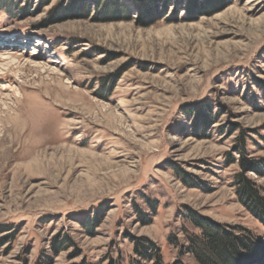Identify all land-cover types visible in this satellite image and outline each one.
<instances>
[{"label":"rangeland","instance_id":"1","mask_svg":"<svg viewBox=\"0 0 264 264\" xmlns=\"http://www.w3.org/2000/svg\"><path fill=\"white\" fill-rule=\"evenodd\" d=\"M193 213L264 264V0H0V264H199Z\"/></svg>","mask_w":264,"mask_h":264},{"label":"trees","instance_id":"2","mask_svg":"<svg viewBox=\"0 0 264 264\" xmlns=\"http://www.w3.org/2000/svg\"><path fill=\"white\" fill-rule=\"evenodd\" d=\"M244 168H247L246 164H244ZM238 180L240 183V193L245 197L246 201L257 202L260 200L259 197H257V192L250 184L249 180L241 175L238 176ZM192 216L193 223L202 231L201 236H194L191 241L192 251L199 261V264H219L217 263L219 257H223L224 261L228 264H237V261H235V256L238 257V255H240L246 248L243 241L236 234H233L232 231H230L225 225L208 221L207 219L197 216L196 214ZM146 241V244H137L136 250L146 259L155 257L153 264H163L159 249L155 247L151 241ZM78 264L86 263L81 262ZM111 264L119 263L112 262ZM175 264L183 263L177 262Z\"/></svg>","mask_w":264,"mask_h":264}]
</instances>
